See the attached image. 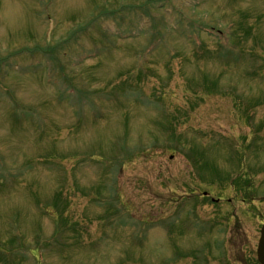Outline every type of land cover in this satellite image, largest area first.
I'll list each match as a JSON object with an SVG mask.
<instances>
[{
    "label": "rangeland",
    "instance_id": "obj_1",
    "mask_svg": "<svg viewBox=\"0 0 264 264\" xmlns=\"http://www.w3.org/2000/svg\"><path fill=\"white\" fill-rule=\"evenodd\" d=\"M263 223L264 0H0V264H259Z\"/></svg>",
    "mask_w": 264,
    "mask_h": 264
},
{
    "label": "water",
    "instance_id": "obj_2",
    "mask_svg": "<svg viewBox=\"0 0 264 264\" xmlns=\"http://www.w3.org/2000/svg\"><path fill=\"white\" fill-rule=\"evenodd\" d=\"M257 257L260 264H264V225L261 229V236L257 247Z\"/></svg>",
    "mask_w": 264,
    "mask_h": 264
},
{
    "label": "trees",
    "instance_id": "obj_3",
    "mask_svg": "<svg viewBox=\"0 0 264 264\" xmlns=\"http://www.w3.org/2000/svg\"><path fill=\"white\" fill-rule=\"evenodd\" d=\"M236 179H237V178H236ZM236 179H235V180H236ZM235 180H234V181H235ZM234 181H233V182H234Z\"/></svg>",
    "mask_w": 264,
    "mask_h": 264
}]
</instances>
